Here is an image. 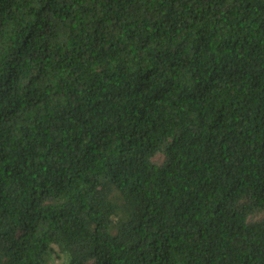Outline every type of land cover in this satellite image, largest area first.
<instances>
[{"label":"trees","instance_id":"obj_1","mask_svg":"<svg viewBox=\"0 0 264 264\" xmlns=\"http://www.w3.org/2000/svg\"><path fill=\"white\" fill-rule=\"evenodd\" d=\"M0 264H264V0H0Z\"/></svg>","mask_w":264,"mask_h":264}]
</instances>
